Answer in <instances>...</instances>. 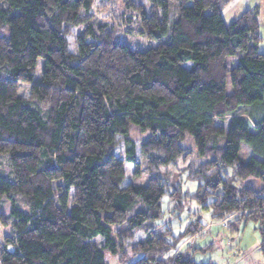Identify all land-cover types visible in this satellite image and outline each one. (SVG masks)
<instances>
[{
    "label": "trees",
    "instance_id": "1",
    "mask_svg": "<svg viewBox=\"0 0 264 264\" xmlns=\"http://www.w3.org/2000/svg\"><path fill=\"white\" fill-rule=\"evenodd\" d=\"M95 1L0 0V264H215L180 250L203 226L173 236L164 199L171 217L193 202L212 221H253L264 260L258 11L225 23L229 0H173L168 30V0ZM133 33L156 46L130 49Z\"/></svg>",
    "mask_w": 264,
    "mask_h": 264
},
{
    "label": "rangeland",
    "instance_id": "2",
    "mask_svg": "<svg viewBox=\"0 0 264 264\" xmlns=\"http://www.w3.org/2000/svg\"><path fill=\"white\" fill-rule=\"evenodd\" d=\"M99 1L108 0H96L95 4ZM138 3L146 4L145 0H136ZM169 1V26L168 30L171 28V23L175 19L174 13L176 12V5L173 0ZM109 2V1H108ZM116 4L119 5L118 0H115ZM114 5V3H113ZM147 10V8H146ZM246 10H257L258 11V21H259V33L261 40L259 42V51L264 53V0H229V2L224 6L222 15L225 23H229L236 17H238L242 12ZM95 11V8L93 9ZM106 13H111L110 10H98L95 12V20L92 24L96 25L99 20L98 17L105 15ZM261 26V27H260ZM78 29H75L76 32ZM70 39V48H74L71 41H73V36ZM127 45L132 50L144 51L149 48L156 46L155 41H150L145 37L133 33L128 34L125 38ZM43 66V60L39 58L36 62V68L34 73L33 82L38 84L41 81V69ZM134 138H142V135L131 132ZM186 146L192 150V155L190 158L192 162L197 165L200 159L196 156L191 142L187 143ZM8 154H2L0 156V165L2 166V171L6 174L9 171ZM145 160L142 159L140 176L134 179L135 185H145L148 180V170ZM183 164L179 162L178 167L181 168ZM178 170V169H177ZM177 170L172 168H165L164 172H172V176L176 181L178 175ZM174 174V175H173ZM181 188L183 191L193 192L196 189V182L190 180L186 177L185 172L181 173ZM246 185H249L246 183ZM253 186H257V183H253ZM172 203L167 202L164 199L163 210H164V220L163 225H169L173 236L182 234L190 220L199 219L202 223V230L200 233L186 238L184 244L180 248L183 252L189 255V257L195 262L202 263H215V264H264V260L260 250V235L253 221H234L235 217H231L228 221L217 222L212 221L210 218L209 211L198 207L197 204L193 202H186L184 204L183 211L179 216L171 217V214L166 210L171 206ZM1 211L8 214V206L5 205ZM234 218V219H233ZM9 221V219H8ZM9 227H1L0 238L2 235L8 233ZM135 257H130L126 261L119 263L115 258H113L109 253H106L105 259L107 264H129Z\"/></svg>",
    "mask_w": 264,
    "mask_h": 264
},
{
    "label": "crops",
    "instance_id": "3",
    "mask_svg": "<svg viewBox=\"0 0 264 264\" xmlns=\"http://www.w3.org/2000/svg\"><path fill=\"white\" fill-rule=\"evenodd\" d=\"M234 20V19H233ZM261 27V26H260Z\"/></svg>",
    "mask_w": 264,
    "mask_h": 264
}]
</instances>
